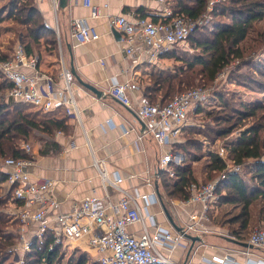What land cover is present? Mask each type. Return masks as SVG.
Instances as JSON below:
<instances>
[{
    "label": "built area",
    "instance_id": "obj_1",
    "mask_svg": "<svg viewBox=\"0 0 264 264\" xmlns=\"http://www.w3.org/2000/svg\"><path fill=\"white\" fill-rule=\"evenodd\" d=\"M92 1L83 0L84 5L89 8L92 7ZM225 1L228 0H207L206 11L192 18L184 13L175 12L170 0H158L161 11L157 20L143 15L131 20L126 15H120L111 17L109 26L112 30L120 32L123 51L129 58L137 59V54L144 53L150 62H157L167 52L188 42L197 29L211 25L217 5ZM59 2L60 0H52L55 13L59 9ZM92 16L98 17L96 10H93ZM46 25L51 27L48 23ZM72 28L80 44L100 37L97 29L89 25L86 19H73ZM138 44L143 48L139 53ZM60 61L59 78L62 83L57 85L51 76L37 72L38 58L29 56L23 44L18 43L11 57L0 59V71L11 83L10 89L0 92L2 100L24 102L42 112L64 108L68 116H73L81 123V112L73 88L75 75L63 58H60ZM28 68L35 70V74H29L26 71ZM138 88L134 81H126L114 84L110 92L120 102L130 106L131 94ZM212 90L210 87H196L176 94L166 104L152 103L148 100L140 104L138 115L145 123V133L154 138L162 150L155 171L156 178L161 171L171 178L175 176L171 166L175 164L172 147L181 141V135L188 124L189 113L197 110L208 100ZM108 124L111 125L110 120ZM22 148L28 157L0 156V173L7 175L6 182L13 187L14 199L19 201L23 208L19 213L21 220L19 242L14 248L18 255L17 264H26V255L30 252L34 239L29 238L27 233L33 223L37 225L35 238L41 240L51 232L55 238L53 245L62 244L63 252L75 250L72 247L85 252L83 246L91 247L95 252L93 256L95 261L100 264H179L172 260L171 254L178 247H187L185 234L199 235L207 232L203 222L209 221L211 206L219 199L218 183L229 174L241 173L244 169L243 164H236L231 159L227 148L220 147L218 154L227 164L220 176L210 182H193L187 187L189 191L187 199L167 202L172 206L193 207V211L182 225V232H178L154 221L152 224L146 221L143 208L149 215L148 205L159 201L153 176L146 178V185L152 189L151 192L132 193L122 186L123 178L119 174L114 176L110 174L105 160H98L95 157L93 165L98 171L106 195L101 197L93 194L76 202L69 212L55 213L54 210L59 204L50 196L52 183L31 181L28 167L36 163L33 148L30 143H24ZM164 148L168 149L164 151ZM262 160L264 161V158ZM108 187L119 193L117 202L110 200ZM142 200L144 206L141 205ZM198 205L202 208L196 209ZM134 224L141 225L140 233L129 232V226ZM233 238L238 239L235 236ZM241 241L249 242L253 248L241 247L234 251H226L224 255L203 260L208 264H264V229L253 230L248 238ZM253 249L257 251L254 252ZM238 255H243L242 262L235 258Z\"/></svg>",
    "mask_w": 264,
    "mask_h": 264
},
{
    "label": "crops",
    "instance_id": "obj_2",
    "mask_svg": "<svg viewBox=\"0 0 264 264\" xmlns=\"http://www.w3.org/2000/svg\"><path fill=\"white\" fill-rule=\"evenodd\" d=\"M170 1L173 2V0ZM36 3L45 22L51 27H54L53 25L56 27V42L53 44L42 42L41 47L35 50L39 57L37 72L51 76L55 83L60 85L62 83L59 78L60 58H63L73 74L75 70L84 82L101 90L103 95L98 97L81 85L75 76L73 88L81 112V123H78L73 116H68L64 108L42 112L55 121L63 122V127L50 133L34 131L33 141H28L33 148L36 162L28 167L31 181L51 182L53 187L50 196L59 204L54 212H69L76 202L93 194L101 197L106 195L98 171L93 165L95 157L106 161L107 169L112 176L119 174L123 178L122 186L125 189L140 194L151 192L152 189L146 185V178L153 176L155 184L158 182L155 171L161 159L162 150L154 138L145 133L138 109L140 104L147 100L144 89L151 83L152 73L173 74L175 60L161 57L157 62H150L144 53L137 54V59L129 58L123 51L120 32L110 28L109 19L113 16L126 15L132 20L138 15H143L157 20L160 18L161 11L158 0H93L91 8L86 7L83 0H67L65 6L60 7L56 13L53 10L52 0ZM93 10L97 11L98 17L92 16ZM75 18L86 19L89 25L97 29L100 37L84 44L78 43L72 28V20ZM137 49L139 53L143 48L138 44ZM26 71L29 74H35V70L31 68ZM126 81H134L139 86L131 94L130 106L120 102L110 92L114 84ZM109 120L111 125L108 124ZM167 149L164 148V151ZM173 154L175 163L183 165L186 155L180 150L173 151ZM207 157L209 159L206 155L192 165L194 176L199 180L204 178L205 172L200 167ZM108 191L110 200L117 202L119 193L112 187H108ZM1 192L6 196L13 192V187L4 182ZM159 192V201L147 207L149 215L143 208L146 221L150 224L154 221L176 231L164 213L161 198L167 207H170L169 210H173L172 215L180 227L193 211V207L172 206L167 203L169 200L161 185ZM140 202L142 206L145 205L143 200ZM225 206L229 205L219 207L213 204L211 206L209 221L203 222L207 232L199 234L202 241L196 242L189 254L192 243L186 239L187 247H178L171 254L174 262L208 264L203 258L212 259L216 255H224L226 251H234L242 247L225 238L226 236L234 237L227 230L230 223L223 222L227 219L228 212L223 208ZM201 208V205L196 206V209ZM22 209L20 202L14 199L13 193L3 208L9 218L7 231L16 236L15 245L9 248L16 264L18 255L14 248L19 242L21 226L19 213ZM140 229V224H134L128 228L129 232L136 234L140 233ZM36 231L37 225L31 224L27 233L29 238H35ZM224 241L231 245L225 244ZM72 248L80 250L83 255L95 260L93 257L95 252L91 247L83 246L85 252H82L80 248ZM253 251L257 250L253 249ZM235 258L238 262L244 259L243 255L235 256Z\"/></svg>",
    "mask_w": 264,
    "mask_h": 264
},
{
    "label": "trees",
    "instance_id": "obj_3",
    "mask_svg": "<svg viewBox=\"0 0 264 264\" xmlns=\"http://www.w3.org/2000/svg\"><path fill=\"white\" fill-rule=\"evenodd\" d=\"M22 1L25 3L23 4ZM175 12L184 13L192 18L203 14L207 9V0H173L171 3ZM20 5V7L18 6ZM211 25L197 29L188 39L197 52L190 54L175 47L162 57L170 58L179 64L175 66L173 74L152 73L151 83L145 87L144 96L152 102L168 103L176 94L186 88L213 83L225 68L233 61L240 64L231 72L230 81L237 80L239 85L264 94V65L257 64L252 59H246V42L250 34L256 29L258 22L264 19V0H228L220 2L215 10ZM26 18L21 24L27 29L26 39L21 42L29 56L38 58L35 50L42 42L55 43V30L44 24V17L37 6L27 4L26 0H12L9 18ZM26 42V44H24ZM250 47V46H249ZM250 56V55H249ZM251 57V56H250ZM7 55H0V59H8ZM249 68L247 73L240 72L242 68ZM11 88V83L0 71V91ZM186 89V90H188ZM221 107L210 112L213 123L203 129L200 134L215 142L221 137H227L240 129V134L234 146L229 147L230 157L236 164H243L249 160L253 164L248 169L251 181L240 173H232L218 183L217 194L219 199L215 203L221 207L230 205L240 209L232 216L227 212L229 222L228 232L231 236L245 240L244 232L249 228L251 221V206L257 200L264 201V102L254 106L237 100L233 95L224 92L217 94ZM8 102L0 96V156L26 158L28 155L20 142L28 143L34 131L52 132L63 127V122L55 121L42 111L32 110L30 104L13 99ZM16 103V104H15ZM21 103V104H20ZM32 107L29 108L28 107ZM199 109V108H198ZM197 109V110H198ZM196 110V111H197ZM252 123L247 127V121ZM243 128V129H242ZM202 144L197 140L189 139L178 142L173 151L180 150L186 155L183 165L172 164L175 176L171 178L164 172H159L157 180L159 187H163L166 198L169 200H183L189 197L187 187L193 182H199L193 173V163L203 158ZM201 153V154H200ZM208 168L211 173H222L226 169V161L217 152H209ZM7 180V175L0 173V264H16L12 259L10 247L15 245V235L9 233L4 226L9 218L3 208L12 197L10 192L6 196L1 188ZM210 213V212H209ZM55 238L48 232L43 239H33L31 250L26 255V264H57L63 256L62 244H54ZM53 248L50 249V246ZM67 264H100L97 261L89 262L88 257L81 255L78 258H69Z\"/></svg>",
    "mask_w": 264,
    "mask_h": 264
},
{
    "label": "rangeland",
    "instance_id": "obj_4",
    "mask_svg": "<svg viewBox=\"0 0 264 264\" xmlns=\"http://www.w3.org/2000/svg\"><path fill=\"white\" fill-rule=\"evenodd\" d=\"M11 2L12 0H0V55L3 54L9 57L13 55V52L17 44L20 42H23V37L26 39V33H27L26 27H24V25L21 24L22 20L26 18L24 14L19 18H14V17L9 18L8 11H10ZM26 2L29 5L37 6V3L34 2V0H26ZM22 3L25 4L23 1ZM18 6L20 7V5ZM2 10L4 11L2 12ZM44 24H46L45 21H44ZM53 26H54L53 29L56 31L55 25ZM55 35L51 37L54 38L56 37ZM24 44H26V42ZM245 44H246L245 45L246 48L248 49L246 53V59H252L253 62L264 65V19L257 23L256 29L250 34V38ZM178 48L181 49L182 52H187L190 54H193L198 51L195 48H193V44L191 41H188L185 44L178 46ZM177 64L179 63L177 61H174V66H176ZM232 64L229 67L225 68V70L218 76L217 80H215L213 83L205 85L206 88H209V87L213 88L212 90L213 92H211V95L208 98V100H206L199 107L197 111L193 110L189 113L188 121H187L188 124L184 128L183 134L181 135V138H180L181 140L180 143L186 142L189 139L199 141L203 147L201 151L203 154V157H206V155L209 154V152L218 153V150L220 147H225L229 150V147L234 146V144L236 143V139L240 134V129H237L233 134L227 137H221L217 139L215 142H213L211 140L212 139L211 137L208 139L207 137L204 136L205 134L203 135V134H200L199 132H196L198 131V129L205 130L204 128L207 125H211L213 123L211 116H209V113L217 111L219 107H221L220 102L216 98L218 93L224 92V94L228 93L229 95H233L235 99L242 100L245 104L250 105V106H254L259 102H264L263 93L252 91L248 87L239 85V83L235 79H233V81H230V77L232 74L231 72L235 71L236 67L240 63L239 61H237V63L233 61ZM249 71H250L249 68L244 67L241 69L240 72L247 73ZM200 86L201 85H197L196 87H200ZM191 88H195V86ZM4 101L8 102L6 100ZM28 108L30 110V108L32 107L29 106ZM32 110H36V109L32 108ZM247 123L248 124H246L244 128H247L252 123V119H249ZM33 139L34 137L32 135L30 136L28 141L29 142L33 141ZM22 143L23 142H20L21 146H22ZM202 162H203L201 164L202 167L200 168H203L205 175H204V178H201L199 181L210 182V181L216 180L220 176V173L210 172L208 165H207L208 162H210L208 157H207V160H203ZM252 164H253V161L251 160L247 161L244 165L243 171L240 173L245 178H249L250 181H251L250 179L251 175L249 174L248 169H250V166ZM205 165L207 166L204 167ZM229 206H225L223 208H225V211L228 210V212H231L232 216H234V214H237L240 210V209L235 210L232 206L230 207ZM168 208L170 207L168 206ZM170 212L173 213V210L171 209ZM251 212H252V216H251L250 225H249V228L246 230L247 232L244 234V237H248V235H250V233L255 229H258V228L264 229V201L260 199L255 201V203L251 206ZM231 214L227 216H231ZM4 228L6 230L7 225L4 226ZM225 244L231 245L227 242H225ZM81 255L83 254L78 249H76L75 251L64 252L62 258L57 264H67L69 258H72V257L78 258ZM88 260L90 263L95 261L89 257H88Z\"/></svg>",
    "mask_w": 264,
    "mask_h": 264
},
{
    "label": "water",
    "instance_id": "obj_5",
    "mask_svg": "<svg viewBox=\"0 0 264 264\" xmlns=\"http://www.w3.org/2000/svg\"><path fill=\"white\" fill-rule=\"evenodd\" d=\"M66 1H67V0H60V2H59V8L65 6ZM73 71H74V75L76 76L77 81H78L81 85H83L84 87H86L87 89H89L90 91H92V92H93L94 94H96L98 97H101V96L103 95V92H102L101 90H99L98 88H96L95 86H93V85H91V84H88V83L84 82V81L82 80V78L76 74L75 70H73ZM142 125H143V127H145V123H144V122H142ZM156 188H157V192H158V194H159V196H160V192H159V184H158V182H156ZM160 198H161V197H160ZM161 202H162V206H163V209H164V213L166 214V216H167L169 222L172 224V226L174 227V229H175L176 231H178V232H182V227H180V226L176 223L175 218L173 217L172 213L170 212L169 208L167 207V205L165 204V202L162 200V198H161ZM185 238L188 239V240H190L191 243H192L191 246H190V248H189V254L192 252V250H193V248H194V246H195V243H196V242H201V241H202L201 236H199V235H193V234H189V233H188V234H185ZM225 238H226V240H228V241H230V242H233V243H235V244H237V245H240V246H242V247L253 248V245L250 244V243L247 242V241H241V240H238V239L233 238V237H230V236H226ZM16 260H18L17 257H16Z\"/></svg>",
    "mask_w": 264,
    "mask_h": 264
}]
</instances>
